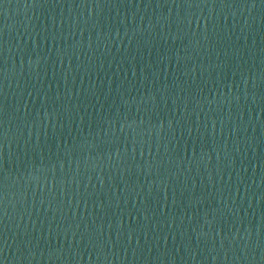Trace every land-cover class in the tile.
<instances>
[{
    "label": "water",
    "instance_id": "obj_1",
    "mask_svg": "<svg viewBox=\"0 0 264 264\" xmlns=\"http://www.w3.org/2000/svg\"><path fill=\"white\" fill-rule=\"evenodd\" d=\"M0 264H264V3L0 0Z\"/></svg>",
    "mask_w": 264,
    "mask_h": 264
},
{
    "label": "snow or ice",
    "instance_id": "obj_2",
    "mask_svg": "<svg viewBox=\"0 0 264 264\" xmlns=\"http://www.w3.org/2000/svg\"><path fill=\"white\" fill-rule=\"evenodd\" d=\"M262 3H264V0H261ZM86 4V3H85Z\"/></svg>",
    "mask_w": 264,
    "mask_h": 264
}]
</instances>
